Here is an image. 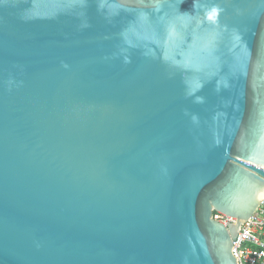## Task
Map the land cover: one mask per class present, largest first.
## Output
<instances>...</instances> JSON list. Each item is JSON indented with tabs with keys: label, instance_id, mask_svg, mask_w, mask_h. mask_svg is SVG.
Masks as SVG:
<instances>
[{
	"label": "water",
	"instance_id": "water-1",
	"mask_svg": "<svg viewBox=\"0 0 264 264\" xmlns=\"http://www.w3.org/2000/svg\"><path fill=\"white\" fill-rule=\"evenodd\" d=\"M263 200L264 0H0V264H237Z\"/></svg>",
	"mask_w": 264,
	"mask_h": 264
},
{
	"label": "built area",
	"instance_id": "built-area-1",
	"mask_svg": "<svg viewBox=\"0 0 264 264\" xmlns=\"http://www.w3.org/2000/svg\"><path fill=\"white\" fill-rule=\"evenodd\" d=\"M212 218L224 224L234 221L219 212H213ZM232 253L237 264H264V200L254 214L240 226L233 241Z\"/></svg>",
	"mask_w": 264,
	"mask_h": 264
},
{
	"label": "snow or ice",
	"instance_id": "snow-or-ice-1",
	"mask_svg": "<svg viewBox=\"0 0 264 264\" xmlns=\"http://www.w3.org/2000/svg\"><path fill=\"white\" fill-rule=\"evenodd\" d=\"M209 19H211V16L209 17Z\"/></svg>",
	"mask_w": 264,
	"mask_h": 264
}]
</instances>
